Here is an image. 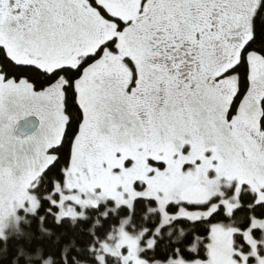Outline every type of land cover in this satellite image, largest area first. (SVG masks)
<instances>
[{"label":"snow or ice","instance_id":"snow-or-ice-1","mask_svg":"<svg viewBox=\"0 0 264 264\" xmlns=\"http://www.w3.org/2000/svg\"><path fill=\"white\" fill-rule=\"evenodd\" d=\"M70 177L123 202L65 215ZM10 210L0 264H264V0H0ZM121 211L138 238L114 252Z\"/></svg>","mask_w":264,"mask_h":264},{"label":"rangeland","instance_id":"rangeland-1","mask_svg":"<svg viewBox=\"0 0 264 264\" xmlns=\"http://www.w3.org/2000/svg\"><path fill=\"white\" fill-rule=\"evenodd\" d=\"M50 162V161H49ZM46 166V165H45ZM146 167V162L142 159L137 161V166L133 170L132 173H125L126 181H117L118 183H125V190L131 191L132 183L131 179H139L142 178V173L144 168ZM43 172V167H37L33 174L31 175V180L35 181V184L32 187L38 185L39 180L41 178V173ZM139 172L141 175H136ZM68 189H79L78 192H67L65 190L64 185H59L56 189L57 192L61 193L62 199V206L65 209V215H71L73 217H85L86 210L89 209L91 206L96 205L97 203H105L109 196H116L119 202H123L122 198L116 192L115 187H105L104 191L101 193L100 191L96 190L95 186L84 183L81 184L76 180L69 178L68 184L66 186ZM219 191L218 184L214 187L210 186L207 191L208 196H214ZM137 193H133L136 195ZM144 195H154L152 191H148L143 193ZM28 198L27 192H25V199ZM33 203L36 202V198L33 197ZM74 201L75 204L69 209L68 202ZM131 203V201H129ZM76 205H80L81 209L78 210ZM29 211H32L30 208ZM25 220V217L22 215H18L15 211H8L3 214H0V239H6V233L11 234L13 231L20 230L19 225L21 222ZM130 220L125 219L124 223L120 225L119 228L116 229V232L111 236V241L108 242L109 248L111 251H118V249L114 246L117 241H119L120 245L126 244L129 242L130 239L138 238V234H129L127 232Z\"/></svg>","mask_w":264,"mask_h":264},{"label":"trees","instance_id":"trees-1","mask_svg":"<svg viewBox=\"0 0 264 264\" xmlns=\"http://www.w3.org/2000/svg\"><path fill=\"white\" fill-rule=\"evenodd\" d=\"M56 179H59V177H56ZM46 181H47V178H44V179L40 178L38 185H45V184H46ZM61 185H63V184H61ZM45 190H47L46 187H41V188H40V191H41V192H43V191H45ZM95 215H96L95 212H90V211H88V209L86 210L85 217H89V218H91V217H94ZM100 215L103 216L104 213L101 212ZM138 215H139V210H138L137 216H138ZM120 216H121V217H124V220H125V219H129V220H130L129 225L132 224V219H131L130 217H127L126 214H125L123 211L120 212ZM114 219H118V217L110 218L108 223H109V224H112ZM137 223H139V220H138V219H137ZM48 227H49V230H51L54 234H59V232H61V231H71L69 225H67V224H65V225L63 226L62 229H56V228L51 224L50 221H49V225H48ZM107 227H108V225H105V229H106ZM128 227H129V226H128ZM80 228L87 229V226H86V225H83V224L78 225L77 231H79ZM116 229H117V228H116ZM116 229H114V231L111 233V236L116 232ZM33 230H35V225H33ZM132 234H138V233H132ZM99 235H100L101 237H103L104 232L101 231V232L99 233ZM31 254L34 255V253H31Z\"/></svg>","mask_w":264,"mask_h":264}]
</instances>
